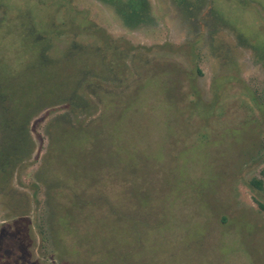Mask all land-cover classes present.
Wrapping results in <instances>:
<instances>
[{
  "label": "rangeland",
  "instance_id": "obj_1",
  "mask_svg": "<svg viewBox=\"0 0 264 264\" xmlns=\"http://www.w3.org/2000/svg\"><path fill=\"white\" fill-rule=\"evenodd\" d=\"M128 1L0 0V264H264V0Z\"/></svg>",
  "mask_w": 264,
  "mask_h": 264
},
{
  "label": "flooded vegetation",
  "instance_id": "obj_2",
  "mask_svg": "<svg viewBox=\"0 0 264 264\" xmlns=\"http://www.w3.org/2000/svg\"><path fill=\"white\" fill-rule=\"evenodd\" d=\"M2 1H5V0H2ZM3 4V3H2ZM6 15H7V11H5V13H4V15L2 16V18H1V20H3L5 17H6ZM0 20V21H1ZM7 84L9 83V82H12V78L9 76V77H7ZM8 85H5L4 86V84H2V80H0V120H2L3 121V124L2 125H6L7 126V124H8V126H7V130H8V133L11 135V133H12V137H13V135H14V132H16L17 131V127L16 128H14V127H12V126H10L9 125V122L11 123V125L13 124V121L12 120H14L13 119V117L11 116V112H10V107L11 106H13V103L10 101V99H9V96L7 95V93H6V91H7V89L8 88H6ZM27 117L28 116H25L24 117V119H23V121L25 120V119H27ZM22 131V130H21ZM18 135H19V137L21 136V139H22V143H25V136L23 137V135L21 134V132H20V130L18 129ZM12 141V138H9V139H6V142H8L7 144H8V146H11V141ZM27 141V140H26ZM25 145V144H24ZM11 155V154H10ZM9 155V156H10Z\"/></svg>",
  "mask_w": 264,
  "mask_h": 264
},
{
  "label": "trees",
  "instance_id": "obj_3",
  "mask_svg": "<svg viewBox=\"0 0 264 264\" xmlns=\"http://www.w3.org/2000/svg\"><path fill=\"white\" fill-rule=\"evenodd\" d=\"M147 0H129L126 6L124 7L126 15L128 17H140L142 14V11L144 12L146 9ZM262 174L264 175V169L262 171ZM255 186H257L259 189H262V181H255ZM261 209L264 210V206L260 205Z\"/></svg>",
  "mask_w": 264,
  "mask_h": 264
}]
</instances>
